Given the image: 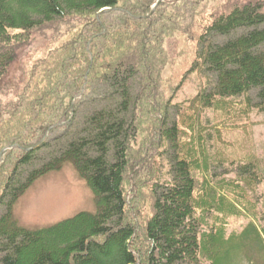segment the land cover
<instances>
[{
	"label": "trees",
	"instance_id": "trees-1",
	"mask_svg": "<svg viewBox=\"0 0 264 264\" xmlns=\"http://www.w3.org/2000/svg\"><path fill=\"white\" fill-rule=\"evenodd\" d=\"M49 31L60 43L26 70L18 100L0 104V204L6 206L0 264H237L245 247L264 251L258 209L264 197L257 190L263 169L259 162H232L236 178L214 175L219 161L208 153L211 126L202 122L206 110L252 108V90L264 112V0H0V80L22 49ZM214 36L228 40L214 43ZM176 38L197 46L166 99L167 44ZM206 73L216 81L203 79L189 105L192 116L186 111L179 122V108L170 122L168 109L188 76ZM138 75L141 90L133 98L130 83ZM90 95L109 107L17 180L20 167L48 147L46 134L69 127ZM195 115V124L185 126ZM68 162L94 192L96 212L39 230L21 227L16 201ZM132 180L135 195L128 197ZM234 194L249 206L232 202ZM243 208L254 210L255 223L227 237L226 216L242 215Z\"/></svg>",
	"mask_w": 264,
	"mask_h": 264
},
{
	"label": "rangeland",
	"instance_id": "rangeland-1",
	"mask_svg": "<svg viewBox=\"0 0 264 264\" xmlns=\"http://www.w3.org/2000/svg\"><path fill=\"white\" fill-rule=\"evenodd\" d=\"M242 32L238 31L236 34L238 35ZM212 40L214 43H223L228 38L214 36ZM59 43V36L49 31L36 35L33 43L21 50L19 58L10 67L6 78L0 80V104L6 106L11 100H18L16 96L19 92H16V89L17 86L22 84L26 70L28 71V68L30 69L39 58L44 57L50 46H55ZM196 46L197 43L195 41L183 38L173 39L171 44H167L171 62L164 72L166 99L171 96L172 87L180 83L189 69ZM203 79H208L210 84L216 81L215 76L208 73H206V77L203 75V78L198 77L196 74L188 76L183 86L175 95L172 101L173 104L168 109V119L170 122L178 120L179 108L181 110L183 108L179 122H182V115L186 111L187 114H190L189 116H192L189 105L191 100L198 94ZM141 81L142 78L138 75L130 83L133 98L141 90ZM168 82H170L171 87L167 84ZM19 88L21 89L23 86ZM257 93V90H252L249 94L253 101L252 108L247 109L245 105L241 104L234 107L232 111L206 110L203 114L202 122L205 126L204 128L211 126L210 128H206L212 135L208 141V153L215 161H219V164L213 168V174L216 176L228 174L229 177L227 179H233L236 178L235 170L237 167L236 165H231L232 162L238 164L259 162L257 164L263 169V183L257 188L260 198L261 196L264 197V112L255 105L258 104ZM101 100L93 99L90 95L80 104L78 112L73 117V121H71L72 123L70 122L69 127L65 129V126H63L60 129L47 133L48 147L37 151L34 162L32 161L30 165L20 167L16 175L17 180L24 181L29 172L39 168L43 164V161L49 159V156L59 152L63 145L77 137L84 128L87 117L102 108L109 107V102ZM1 109L2 107L0 108V112L2 111ZM196 119V115L191 121L186 118L185 120L187 121L184 125L190 126L191 124H195ZM198 130L200 131L201 129L199 128ZM207 132L205 136H207ZM5 151H10V148H6L2 152ZM14 154V158H16L18 153ZM12 166L13 164L6 165L3 169L6 172V168L10 170ZM132 182L131 188L128 187L127 189L128 197L135 195L136 186L134 180ZM226 194L229 195L227 192ZM262 200L264 202V199ZM7 201L8 199L5 200V202ZM249 201L252 202V197H250ZM232 202H240V206L243 204L249 206L247 200L237 198L236 194L232 196ZM253 202L255 203V198ZM258 206L260 211L264 210L262 202ZM96 210L97 204L94 192L88 182L80 176L77 168L68 162L60 170L44 174L35 180L14 204L13 216L21 227L39 230L56 225L81 212L95 213ZM5 212L6 206L0 204V218ZM243 212L239 216H226L228 221L226 228L227 237L232 233L245 231L252 222L256 221L253 216L254 210H245L243 208ZM260 222L256 224L260 225ZM139 224H141L140 221ZM259 250V247L256 245L245 247L241 252L240 258L236 259V263L264 264V251L260 252Z\"/></svg>",
	"mask_w": 264,
	"mask_h": 264
},
{
	"label": "water",
	"instance_id": "water-1",
	"mask_svg": "<svg viewBox=\"0 0 264 264\" xmlns=\"http://www.w3.org/2000/svg\"><path fill=\"white\" fill-rule=\"evenodd\" d=\"M161 1H158L154 6H153V10L157 7V5L160 3ZM39 147V146H38ZM37 148V147H36Z\"/></svg>",
	"mask_w": 264,
	"mask_h": 264
}]
</instances>
